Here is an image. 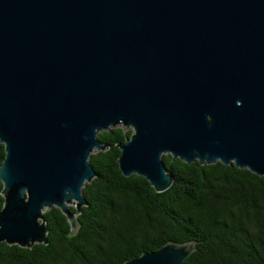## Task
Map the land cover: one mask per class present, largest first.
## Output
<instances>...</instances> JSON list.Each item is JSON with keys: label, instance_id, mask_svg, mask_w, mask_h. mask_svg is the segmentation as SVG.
I'll use <instances>...</instances> for the list:
<instances>
[{"label": "water", "instance_id": "95a60500", "mask_svg": "<svg viewBox=\"0 0 264 264\" xmlns=\"http://www.w3.org/2000/svg\"><path fill=\"white\" fill-rule=\"evenodd\" d=\"M118 125L119 171L155 192L173 179L162 154L264 177V0H0V242L47 244L52 207L75 234L96 134Z\"/></svg>", "mask_w": 264, "mask_h": 264}, {"label": "trees", "instance_id": "16d2710c", "mask_svg": "<svg viewBox=\"0 0 264 264\" xmlns=\"http://www.w3.org/2000/svg\"><path fill=\"white\" fill-rule=\"evenodd\" d=\"M131 133L118 125L96 134L105 148L88 157L95 177L82 186L86 205L76 233L59 209H47L48 243L0 242V264H122L166 242L190 241L195 249L182 264H264V177L232 163H184L162 154L173 179L155 192L145 178L119 171L117 144ZM4 154L0 143V163ZM1 190L0 182V209Z\"/></svg>", "mask_w": 264, "mask_h": 264}, {"label": "rangeland", "instance_id": "374dc122", "mask_svg": "<svg viewBox=\"0 0 264 264\" xmlns=\"http://www.w3.org/2000/svg\"><path fill=\"white\" fill-rule=\"evenodd\" d=\"M126 129H130V130H132L130 127H127Z\"/></svg>", "mask_w": 264, "mask_h": 264}]
</instances>
